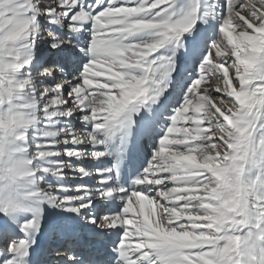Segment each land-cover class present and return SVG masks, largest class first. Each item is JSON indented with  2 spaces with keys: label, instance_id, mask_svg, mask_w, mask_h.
Listing matches in <instances>:
<instances>
[{
  "label": "snow or ice",
  "instance_id": "snow-or-ice-1",
  "mask_svg": "<svg viewBox=\"0 0 264 264\" xmlns=\"http://www.w3.org/2000/svg\"><path fill=\"white\" fill-rule=\"evenodd\" d=\"M0 264H264V0H0Z\"/></svg>",
  "mask_w": 264,
  "mask_h": 264
}]
</instances>
